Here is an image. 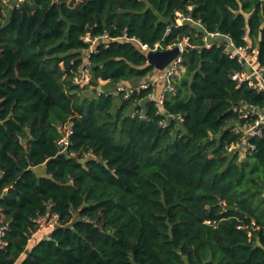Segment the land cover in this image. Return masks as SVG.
<instances>
[{"label": "trees", "instance_id": "16d2710c", "mask_svg": "<svg viewBox=\"0 0 264 264\" xmlns=\"http://www.w3.org/2000/svg\"><path fill=\"white\" fill-rule=\"evenodd\" d=\"M177 13L264 65V0H0V264H264V132L243 158L231 149L246 122L233 106L264 111V92L238 88V60ZM129 39L184 45L163 105L149 96L164 80L99 90L158 72ZM67 122L77 157L57 145ZM49 212L59 225L30 244Z\"/></svg>", "mask_w": 264, "mask_h": 264}, {"label": "built area", "instance_id": "2783aa9c", "mask_svg": "<svg viewBox=\"0 0 264 264\" xmlns=\"http://www.w3.org/2000/svg\"><path fill=\"white\" fill-rule=\"evenodd\" d=\"M23 1V0H22ZM11 0H1V3L4 7L10 5ZM191 9V8H190ZM177 23L179 26L183 24H190L194 27L198 28L202 33V41L204 43L205 48L212 49L214 47H223L225 49V53L232 59H237L240 65L242 66V70L240 72H235L232 74L231 79L236 82L237 87L241 88L243 85L247 84L250 88L257 92H264V65H262L259 61V52L256 49H251L250 45L245 47L237 46L230 36L221 34L220 32H210L203 24V22L199 20H195L191 16H184L181 13H177ZM105 37H102L104 39ZM101 38H91L87 37L86 40L92 43L91 51L95 49L96 44L99 42ZM141 45V43L136 39H129ZM187 40H185V43ZM142 46V45H141ZM157 45L155 49L151 50L147 46H142L144 50L157 51ZM181 50L184 53V45L179 44ZM174 48V47H173ZM169 49H172L169 48ZM183 55V54H182ZM90 65V62H87V66ZM185 72V68L182 63V56L177 60L173 61L164 71H158V78L155 79V83L152 82V85H156L161 80H164V85L154 93H151L149 98L152 101H156L159 105H163L165 100L169 95L176 96L178 94V89L175 85L177 79H179L182 74ZM89 73L86 69H84L82 75L75 80L77 84L84 85L89 82ZM88 81V82H87ZM85 82V83H84ZM149 84H142V86L138 89H147L149 88ZM122 90V89H121ZM233 112L239 115V119H245L246 122L244 125H235L233 130L242 134L241 142L232 146L233 149L244 148L253 152L256 150L254 144L249 142L250 139L254 137L263 136L264 132V111L257 107H250L247 105H235L233 106ZM137 113L134 112L133 116ZM142 118H146L141 115ZM174 117V116H173ZM175 118V117H174ZM182 121L181 117H176ZM163 127L168 126V121H164L161 123ZM60 132V137L57 140V145L62 153L69 152L70 157H77V154L73 151H70V146L72 144L71 138L73 135V124L71 122H67L58 127ZM51 205L49 206V209ZM3 216L0 213V250L3 248L4 243L2 241V237L4 236V232L6 230V226H2ZM59 215L56 213H48L47 215L41 216L37 219L38 230L34 232L30 238V244L33 243L40 234H44L47 236L50 231H52L55 227L59 225Z\"/></svg>", "mask_w": 264, "mask_h": 264}, {"label": "water", "instance_id": "95a60500", "mask_svg": "<svg viewBox=\"0 0 264 264\" xmlns=\"http://www.w3.org/2000/svg\"><path fill=\"white\" fill-rule=\"evenodd\" d=\"M180 46L172 49L150 51L147 54L148 63L158 71H164L173 61L182 56Z\"/></svg>", "mask_w": 264, "mask_h": 264}, {"label": "rangeland", "instance_id": "374dc122", "mask_svg": "<svg viewBox=\"0 0 264 264\" xmlns=\"http://www.w3.org/2000/svg\"><path fill=\"white\" fill-rule=\"evenodd\" d=\"M20 1H22V0H11L9 6H12V5H14V4H16V3L20 2ZM86 55H87V53H85V56ZM158 75H159V73L157 72L154 75L152 74V75L148 76L144 80H137V81H135L132 84L131 83H125V84L111 85V84H107L106 82H100L99 90H103L105 92H111V93H114L115 95H117L118 94V90L124 89V88H131V87L140 86V84H142L143 81H145V80H147L148 82L152 81V82L155 83V79L158 78ZM86 94L88 96H93V93L90 92V91H87ZM117 142H118V140H117ZM237 150L240 151V156H241V158H243L245 156V149L241 147V148H238ZM234 151L235 150H233L232 152H234Z\"/></svg>", "mask_w": 264, "mask_h": 264}, {"label": "crops", "instance_id": "0c3cea01", "mask_svg": "<svg viewBox=\"0 0 264 264\" xmlns=\"http://www.w3.org/2000/svg\"><path fill=\"white\" fill-rule=\"evenodd\" d=\"M36 172H37V174H39V175H45V165H43V166H41V167H37L36 169Z\"/></svg>", "mask_w": 264, "mask_h": 264}]
</instances>
